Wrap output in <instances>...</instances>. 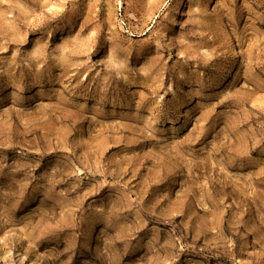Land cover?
Here are the masks:
<instances>
[{
	"label": "rangeland",
	"instance_id": "obj_1",
	"mask_svg": "<svg viewBox=\"0 0 264 264\" xmlns=\"http://www.w3.org/2000/svg\"><path fill=\"white\" fill-rule=\"evenodd\" d=\"M0 264H264V0H0Z\"/></svg>",
	"mask_w": 264,
	"mask_h": 264
}]
</instances>
